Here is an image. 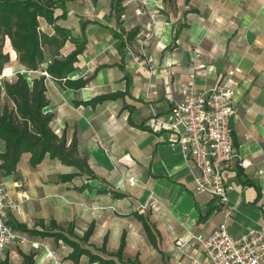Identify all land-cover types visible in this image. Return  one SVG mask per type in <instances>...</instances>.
<instances>
[{
  "label": "crops",
  "instance_id": "1",
  "mask_svg": "<svg viewBox=\"0 0 264 264\" xmlns=\"http://www.w3.org/2000/svg\"><path fill=\"white\" fill-rule=\"evenodd\" d=\"M146 1L144 6L124 0L119 14L110 9V0H64L54 9L55 15L62 7L66 11L56 19L58 25L86 40L67 75L86 79L80 88L64 85V79L56 80L43 68L26 71L6 37L9 61L2 73L20 71L29 83L45 74L44 110L54 114L50 126L58 135L64 133L67 142L76 139L77 155L86 159L89 171L47 153L32 166L28 152L21 154L14 171L0 169L15 205L9 218L37 231L13 227L25 240L9 245L1 261L22 264L23 252L34 255L33 264H98L86 254L75 262L68 255L72 247L54 239L51 232L68 223L79 236L93 223L87 243L70 237L118 264H191L193 258H202L191 236L207 234L219 223L218 202L195 189L193 162L183 157L179 145L170 146L168 130L148 126L167 114L190 83L197 89L215 83L234 88L229 123L238 158L226 169L235 184L228 193L234 207L228 230L238 236L251 227H264V0ZM39 24L42 31L53 33L42 17ZM146 27L153 28L154 35L142 50ZM134 28L136 34L127 38ZM74 48L67 39L58 56ZM46 50L49 61L56 48L47 45ZM148 55L152 63L146 61ZM103 94L115 95L82 103ZM73 172L71 178L59 177ZM210 206L216 208L206 213ZM135 212L154 223L157 247ZM122 232L125 245L119 261L110 254L117 250ZM105 237L106 250L101 251Z\"/></svg>",
  "mask_w": 264,
  "mask_h": 264
},
{
  "label": "trees",
  "instance_id": "2",
  "mask_svg": "<svg viewBox=\"0 0 264 264\" xmlns=\"http://www.w3.org/2000/svg\"><path fill=\"white\" fill-rule=\"evenodd\" d=\"M123 0H110V9L119 14L123 10ZM64 0H0V73L3 66L9 61V54L3 50L5 37L9 38L10 44L16 52L18 61L26 67V71L43 68L50 76L56 80L64 79V85L72 88H80L86 83V79L67 78L75 67L74 62L77 55L85 47L86 40L83 36L73 37L68 28L62 27L56 23L58 17L66 15L62 7L60 15L54 14L57 6H63ZM42 17L53 28V33L48 34L40 29L39 18ZM137 32V29H131L127 32V38L131 39ZM70 39L75 43V48L65 56H58V49L65 40ZM54 46L56 54L47 60L46 46ZM42 64L43 65L42 67ZM127 79V74H125ZM45 74L32 78L29 83L26 74L17 71L15 76L8 80H1L0 87V169L4 173H9L16 169L20 156L24 152L29 153V162L36 166L47 153L51 157L58 158L62 163L74 165L81 171H89L86 159L77 155V142L73 137L67 142L64 133L58 135L50 126L54 114L45 111L48 105V98L45 94ZM4 94V95H2ZM115 94L98 95L82 103H94L104 98L114 96ZM2 96L6 99L3 100ZM75 172L66 175H59L61 179L71 178ZM115 194V193H114ZM120 194V193H116ZM218 206V205H217ZM216 207L210 206L206 213ZM136 218L142 222L146 236L150 243L157 247V238L159 231L154 223L141 213H134ZM53 226L56 222L51 221ZM10 224L14 228L35 232L34 229H27L24 224L10 219ZM93 231V223H90L81 236L73 230V225L68 223L60 231L51 232L54 239L61 238L66 244L72 247L68 254L75 262L82 254H86L90 261H97L98 264H118L112 258H104L98 254L92 253L88 248L81 246L73 236L83 243H87L89 236ZM37 232V231H36ZM41 234H47L46 231H38ZM65 232V233H64ZM106 237L101 251L106 250ZM125 245L124 232L120 237V243L117 250L110 255H114L119 261H122L123 248ZM22 264H33V254L23 253ZM0 264H8L7 259H3Z\"/></svg>",
  "mask_w": 264,
  "mask_h": 264
},
{
  "label": "built area",
  "instance_id": "3",
  "mask_svg": "<svg viewBox=\"0 0 264 264\" xmlns=\"http://www.w3.org/2000/svg\"><path fill=\"white\" fill-rule=\"evenodd\" d=\"M135 1L147 5L146 0ZM152 29L146 27L142 50L154 35ZM146 61L152 63L153 57L148 55ZM2 79L10 80L11 77L1 72L0 87ZM234 93L233 87L221 83L205 89L187 84L180 96L172 101L167 114L148 123L153 129L168 130L170 146L179 145L183 157L193 162L191 173L195 189L214 197L222 213V219L209 233L192 234L202 258H193L191 264H264L263 226L251 227L238 236L228 230L227 220L234 208L229 203L228 193L235 184L227 178L226 169L234 158H238L229 123V116L234 111ZM238 164L242 166L244 162L238 161ZM14 206L8 183L0 179V256L9 245L25 240L10 224L9 212ZM177 242L182 243L178 239Z\"/></svg>",
  "mask_w": 264,
  "mask_h": 264
},
{
  "label": "rangeland",
  "instance_id": "4",
  "mask_svg": "<svg viewBox=\"0 0 264 264\" xmlns=\"http://www.w3.org/2000/svg\"><path fill=\"white\" fill-rule=\"evenodd\" d=\"M147 15V14H146ZM145 16V15H144ZM146 31V30H145ZM5 40H6V37H5ZM5 40H4V44H3V50L5 51ZM15 76V73L13 74V75H11L10 77H11V79L13 78ZM2 95H4V94H2ZM2 99L3 100H5L6 99V97L5 96H2Z\"/></svg>",
  "mask_w": 264,
  "mask_h": 264
},
{
  "label": "bare ground",
  "instance_id": "5",
  "mask_svg": "<svg viewBox=\"0 0 264 264\" xmlns=\"http://www.w3.org/2000/svg\"><path fill=\"white\" fill-rule=\"evenodd\" d=\"M6 47H9L8 41L6 42Z\"/></svg>",
  "mask_w": 264,
  "mask_h": 264
}]
</instances>
